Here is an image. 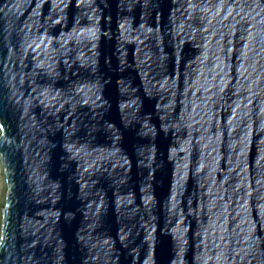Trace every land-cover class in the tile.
<instances>
[{
  "label": "water",
  "instance_id": "1",
  "mask_svg": "<svg viewBox=\"0 0 264 264\" xmlns=\"http://www.w3.org/2000/svg\"><path fill=\"white\" fill-rule=\"evenodd\" d=\"M0 264H264V0H0Z\"/></svg>",
  "mask_w": 264,
  "mask_h": 264
}]
</instances>
